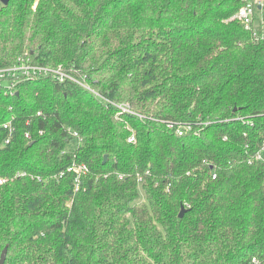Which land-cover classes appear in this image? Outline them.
Returning a JSON list of instances; mask_svg holds the SVG:
<instances>
[{"label":"trees","instance_id":"obj_1","mask_svg":"<svg viewBox=\"0 0 264 264\" xmlns=\"http://www.w3.org/2000/svg\"><path fill=\"white\" fill-rule=\"evenodd\" d=\"M254 1L0 3V67L92 90L0 86L4 264H264V27L235 19Z\"/></svg>","mask_w":264,"mask_h":264},{"label":"built area","instance_id":"obj_2","mask_svg":"<svg viewBox=\"0 0 264 264\" xmlns=\"http://www.w3.org/2000/svg\"><path fill=\"white\" fill-rule=\"evenodd\" d=\"M264 3L262 0H255L253 3H247L244 5L235 15V19L240 21L245 26H250L254 24V18L256 17L257 12H263L264 10ZM50 76L53 79H55L59 83H64L66 81L74 83L79 85L80 87L92 91L88 85H86L83 81L78 80L74 76L70 75L69 73L62 70L60 67L58 68H49L37 64L29 63L28 61L24 59H18L15 63L0 67V86H5L8 92H11V90L14 88V86L19 82L21 79L29 76ZM119 110L126 113H131L130 106L127 103L116 105ZM40 115V113H37ZM2 128L8 131V139L5 140V143H9V138L11 136V133L13 131V128L11 126V123H5L2 125ZM171 128V125H170ZM191 128L189 126H183L179 125L176 128V133L178 135H183L184 133L190 131ZM41 133V132H40ZM25 137L27 139H30V136L28 133L25 134ZM128 143L134 142V137L130 136L127 140ZM260 158V156H258ZM75 171L80 173L86 172L85 166H79L77 168H74ZM78 179V178H77ZM140 182L141 179H138ZM3 180H0V184L3 183ZM251 264H257V261L255 258L251 259Z\"/></svg>","mask_w":264,"mask_h":264},{"label":"water","instance_id":"obj_3","mask_svg":"<svg viewBox=\"0 0 264 264\" xmlns=\"http://www.w3.org/2000/svg\"><path fill=\"white\" fill-rule=\"evenodd\" d=\"M8 2H9V0H0V3L2 5H4V6L7 5ZM234 111H236V110L234 109ZM106 159H107V157L105 156L104 157V160H103L104 163L106 162ZM185 211L186 210L182 207L181 210H180V212H179V218H182L183 217ZM6 254H7V248H4L2 250V252H1V254H0V264H4L5 263Z\"/></svg>","mask_w":264,"mask_h":264},{"label":"rangeland","instance_id":"obj_4","mask_svg":"<svg viewBox=\"0 0 264 264\" xmlns=\"http://www.w3.org/2000/svg\"><path fill=\"white\" fill-rule=\"evenodd\" d=\"M260 22H261V24H262L263 27H264V20H260L259 17H257V19H256V21H255V23H254V25L256 26V25H257L258 23H260ZM140 202H143V198H141Z\"/></svg>","mask_w":264,"mask_h":264}]
</instances>
